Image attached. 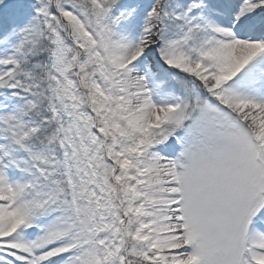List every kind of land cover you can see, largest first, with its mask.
<instances>
[{
	"label": "snow or ice",
	"instance_id": "snow-or-ice-1",
	"mask_svg": "<svg viewBox=\"0 0 264 264\" xmlns=\"http://www.w3.org/2000/svg\"><path fill=\"white\" fill-rule=\"evenodd\" d=\"M0 264H264V0H0Z\"/></svg>",
	"mask_w": 264,
	"mask_h": 264
}]
</instances>
